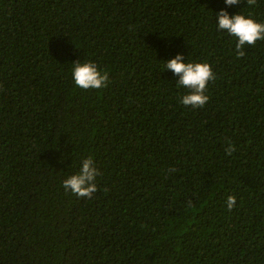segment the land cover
I'll list each match as a JSON object with an SVG mask.
<instances>
[{
  "label": "trees",
  "instance_id": "1",
  "mask_svg": "<svg viewBox=\"0 0 264 264\" xmlns=\"http://www.w3.org/2000/svg\"><path fill=\"white\" fill-rule=\"evenodd\" d=\"M221 10L264 23V0H0V264H264V40L238 59ZM177 55L212 67L203 108ZM86 158L91 199L62 186Z\"/></svg>",
  "mask_w": 264,
  "mask_h": 264
},
{
  "label": "clouds",
  "instance_id": "2",
  "mask_svg": "<svg viewBox=\"0 0 264 264\" xmlns=\"http://www.w3.org/2000/svg\"><path fill=\"white\" fill-rule=\"evenodd\" d=\"M228 6L239 5L241 0H225ZM248 6L256 4L257 0H246ZM218 20L217 30L227 32L230 36L237 40L235 50L237 58H243L245 46H254L257 41L264 40V23H258L252 18L245 15L236 14L229 15L226 10H221L216 16ZM183 55H177L174 59L166 61V71H172L179 80L176 82L178 86L189 89V93L183 95L181 103L185 106L193 108H203L209 101V97L205 94L210 81H215L216 76L212 67L208 63H190L184 62ZM72 69V76L75 85L78 88L101 89L107 85L109 76L107 72H101L96 63L92 61H77ZM235 145H231L225 149L226 154L231 156L235 151ZM175 171V169H171ZM100 175L92 158L82 160L80 171L66 178L63 181L65 191H71L80 198L91 199L93 194L98 190L96 186V178ZM236 197L228 196L226 200L227 209L232 211L236 205ZM191 205V202H189Z\"/></svg>",
  "mask_w": 264,
  "mask_h": 264
}]
</instances>
